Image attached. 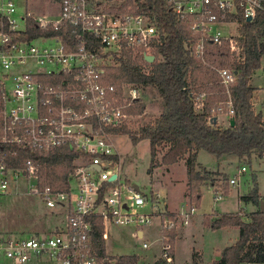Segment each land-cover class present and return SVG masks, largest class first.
Masks as SVG:
<instances>
[{
    "label": "built area",
    "instance_id": "2783aa9c",
    "mask_svg": "<svg viewBox=\"0 0 264 264\" xmlns=\"http://www.w3.org/2000/svg\"><path fill=\"white\" fill-rule=\"evenodd\" d=\"M167 1L191 31L186 49L216 70L225 88V107H212L208 118L216 121L223 113L230 120L234 115L230 86L236 71L209 64L208 47L224 46L231 60H243L238 31L241 18L264 13V0ZM120 2L99 8L89 0H57L56 13L38 15L25 7L19 12L14 0H0V196L8 191L9 177L20 175L34 183L29 189L45 206L57 208L63 217L47 233L20 236L0 232V264L43 259L54 264H112L106 249L102 256L91 239L95 215L101 217L103 239L110 226L127 225L133 230L131 235L142 240L137 231L157 223L160 253L153 264H175L170 234L178 223L175 216L168 214L160 194L150 191L147 195L120 178L122 162L110 140L113 130L129 120L128 109L142 97V90L133 82H109L110 69L131 54L142 61V71L147 73L162 39L152 15L123 11ZM29 21L34 25L29 26ZM68 25L73 26L69 40L60 33L31 35L33 30L58 31ZM234 26V33L225 32L224 28ZM148 55L154 59L149 61ZM206 96V91L194 93L197 111L204 109ZM14 145L32 151L68 145L85 157L74 163L69 188L55 191L48 185L40 187L39 165L31 158L23 167L8 166L7 154L16 151L4 147ZM244 170L242 165L239 171ZM229 184L236 185L237 177H230ZM221 197L218 192L214 196L216 200ZM195 210L191 204L181 212L180 223L186 225ZM149 244L146 239L141 241L144 248Z\"/></svg>",
    "mask_w": 264,
    "mask_h": 264
},
{
    "label": "trees",
    "instance_id": "16d2710c",
    "mask_svg": "<svg viewBox=\"0 0 264 264\" xmlns=\"http://www.w3.org/2000/svg\"><path fill=\"white\" fill-rule=\"evenodd\" d=\"M112 1V0H106ZM123 11L135 13H148L153 16L157 28L161 32V42L156 45L154 53L157 59L149 64V70L142 71V61L138 57L126 54L118 67L109 71V82H133L140 89L152 86L158 91L162 100L163 111L151 122L139 126L137 129L126 125L115 128L113 133L126 134L131 142L147 139L150 142V163L147 169L150 174L154 168L172 164L180 160L186 162V176L188 183V196L192 205L198 206L203 185L214 179L215 173L207 168H197L196 155L198 151L205 150L216 156L231 154L246 157L251 161L252 155L264 159V121L260 112L253 104L254 88L249 83L252 74L259 67L264 53V13L258 12L250 21L241 18L243 24L238 31L242 35L243 60H231L224 46L210 45L207 51V62L212 65L230 66L236 71L235 82L230 86L232 105L234 108V125L221 127L220 123L209 117L212 103L221 97L218 72L204 64L201 59L189 53L185 47L190 37L187 21L177 18L167 0H121ZM29 26L34 25L29 21ZM33 28V27H31ZM33 29H31L32 31ZM73 26L65 29L32 31L47 34H62L69 40ZM264 42V41H263ZM222 85V84H221ZM210 91L206 96L204 109L200 112L193 106L195 92ZM227 95L225 94V97ZM140 99L128 109L130 114L140 115L145 110V104ZM1 110V97H0ZM1 112V111H0ZM230 121V120H228ZM163 148L160 160L156 159L158 149ZM8 153L6 163L8 166L23 167L27 158H31L39 165L38 180L41 188L48 185L52 190L63 191L69 188V176L73 172L74 163L82 152L75 151L68 145L54 147L44 151H32L21 146L4 147ZM118 159V156H113ZM223 180L227 175L222 172ZM226 190V189H225ZM245 202L251 201L255 210L244 219L241 214L222 213L220 217L211 222L212 228L221 226H235L239 228L237 240L225 246L220 257L212 264H243L244 262L264 263V210L260 209V196L255 189L250 194L241 196ZM171 216L173 212H169ZM91 239L99 254L105 255L103 226L101 217L95 215L91 218ZM175 232L171 231V237ZM112 264H140L138 255L121 254L112 257Z\"/></svg>",
    "mask_w": 264,
    "mask_h": 264
},
{
    "label": "rangeland",
    "instance_id": "374dc122",
    "mask_svg": "<svg viewBox=\"0 0 264 264\" xmlns=\"http://www.w3.org/2000/svg\"><path fill=\"white\" fill-rule=\"evenodd\" d=\"M14 1L19 12L23 11L24 7L38 15L42 13L54 14L58 11L57 0ZM120 1L89 0V3L95 7L106 8L111 4H119ZM224 30L225 32L234 33L236 28L235 26L233 28L226 27ZM259 39L264 43L262 36ZM229 57L231 58L230 54ZM218 80L220 81L219 76ZM249 83L257 89L255 94L259 104H262L264 117V53L260 65L252 74ZM220 88L224 96L214 101L212 107L218 106V104L225 107V88L222 87L221 83L218 86V89ZM141 90L145 110L140 115L130 114L129 120L123 124L130 129H137L139 126L151 122L164 109L156 89L148 86ZM206 92L211 94L210 91ZM218 118L221 127L230 125L225 114L218 115ZM110 140L115 144V150L119 153L122 162V167L119 170L120 178L126 179L132 184H138L139 188L147 195H150V191L157 192L160 194L161 201L166 204V211L174 213L173 216L178 222V231H176V225L172 229L175 232L174 237H171L175 250V264H191L190 260L193 257L197 258L198 252L200 254L198 261L202 264H210L209 262L218 258L225 246L233 244L237 240L239 228L235 226L212 228L210 224L214 218L220 217L222 213H233L241 214L245 219L252 210H255L256 206L251 201L240 200L241 195L250 194L255 189L260 196L264 197V159L252 155L249 162L245 160L246 157L231 154L216 156L202 149L196 155L197 168H207L215 173L214 179L207 183L210 186L214 185V189L203 185L201 188L202 196L198 208L195 210L196 212L190 216L186 225L179 224L182 217L180 213L192 204L188 196L186 197L188 187L186 162L180 160L163 165L165 168L163 167L162 171L158 170L157 167L148 174L147 169L151 159L150 142L147 139L134 143L130 141L126 134L118 132L112 134ZM163 150V148L158 149L157 160H160ZM242 165L246 167V170L240 172L239 169ZM220 172L227 175V180L222 179V175H219ZM233 176L237 177L236 185L229 184V178ZM9 180L7 193L0 196V232H13L24 236L37 232L46 233L47 230L60 224L63 217L57 212V208H48L36 193L30 191L29 187H34V183H30L20 175L16 179L9 177ZM217 192L222 193L221 199L216 200L214 198ZM174 208L175 210H171ZM110 228L111 234L107 238L106 247L112 255L132 254L135 251L140 254L146 252V249L140 246V241L131 236L133 230L130 226L116 225ZM143 229L146 230V235L149 234V230L152 231V234H149V246H151L150 249L156 247L158 239H153L152 242L151 240L155 236L159 237L157 223H154L151 227H143ZM175 237H177L176 240ZM146 256L145 254L138 255L140 261L145 260ZM26 264L54 263L48 259H43Z\"/></svg>",
    "mask_w": 264,
    "mask_h": 264
},
{
    "label": "crops",
    "instance_id": "0c3cea01",
    "mask_svg": "<svg viewBox=\"0 0 264 264\" xmlns=\"http://www.w3.org/2000/svg\"><path fill=\"white\" fill-rule=\"evenodd\" d=\"M250 82V81H249ZM254 87V86H253ZM256 91H257V89H256V87L254 88V96H253V104H254V108H255V110L256 111H258V112H260L261 113V115H262V119H263V121H264V117H263V114H262V108H261V105L262 104H259V102H258V100H257V96H256ZM226 119H227V117H226ZM216 121L218 122L219 121V118L217 117L216 118ZM164 166H159L158 168V170H160V171H162V168H163ZM165 168V167H164ZM206 186H210L209 184H206ZM214 185H211L210 187L211 188H213L214 189V187H213ZM187 191H188V188H187V190H186V197L188 196V193H187ZM242 196V195H241ZM188 198H189V196H188ZM240 200H241V197H240ZM254 205V204H253ZM165 206H166V204H165ZM198 207L196 206V209H197ZM167 210V209H166ZM171 210H175V208L174 209H171ZM252 211H254V210H252ZM219 214V213H218ZM215 218H217V217H215ZM179 224H181V223H179ZM152 226V225H151ZM111 227V226H110ZM109 227V229H108V235H107V238L110 236V234H111V228ZM178 225H177V227H176V231H178ZM157 229H158V234H160V229H159V226H158V224H157ZM50 230V229H49ZM49 230H47V231H49ZM47 233V232H46ZM137 233H138V236L139 237H141L142 236V238L145 240H148L149 241V234H152V231H150L149 230V234L148 235H146L147 233H146V230L145 229H141V230H138L137 231ZM131 234H132V231H131ZM132 236V235H131ZM133 237V236H132ZM107 238H105L104 239V248L106 249V254L109 256V258L112 260V262L114 261V259H112V257H117V255H112L109 251H108V248L106 247V241H107ZM134 238V237H133ZM136 238V237H135ZM156 238H158V236H155V237H153L152 238V240H151V242L152 241H154L153 239H156ZM176 238L177 237H175V240H176ZM136 239H138L139 241H140V246H141V241L143 240H141V239H139V238H136ZM174 240V241H175ZM138 241V242H139ZM156 243H157V245H156V247H152V249H150L151 248V246H148L147 248H144V247H142V248H144V249H146V252H144V253H142V254H140L139 252H137V251H135L134 253H132V254H138V255H147L146 257H145V260H139L140 261V264H153L154 262H155V260H156V258L158 257V255H159V253H160V242L159 241H156ZM174 246V245H173ZM128 254V253H127ZM220 254H221V252H220ZM119 255H121V254H119ZM200 254H199V252L197 253V258L196 257H193L192 258V260H190V263L191 264H202V263H200L199 261H198V259H199V256ZM144 257V256H143ZM220 257V256H219ZM218 257V258H219ZM174 258H175V250H174ZM218 258H216V259H218ZM216 259H213L211 262H209L210 264H212V262L214 261V260H216ZM30 263H32V262H30ZM35 263V262H34ZM258 264H260V263H258ZM263 264V263H262Z\"/></svg>",
    "mask_w": 264,
    "mask_h": 264
},
{
    "label": "water",
    "instance_id": "95a60500",
    "mask_svg": "<svg viewBox=\"0 0 264 264\" xmlns=\"http://www.w3.org/2000/svg\"><path fill=\"white\" fill-rule=\"evenodd\" d=\"M250 19H251L250 17L247 18L248 21H249ZM146 59H148L149 61H152V60L154 59V55H148V56L146 57ZM213 120L215 121V118H213ZM229 122H230V125H234V124H235L234 119H232V118L230 119ZM90 167H93V168L96 169V170L99 169V165L91 164ZM114 177H115V175H111V176H110L111 179H114ZM133 187H134L136 190L139 189V186H138V184H136V183H133ZM260 209L264 210V201H263V200L260 201Z\"/></svg>",
    "mask_w": 264,
    "mask_h": 264
}]
</instances>
